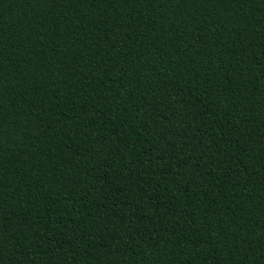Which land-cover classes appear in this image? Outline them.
I'll return each instance as SVG.
<instances>
[{
    "label": "trees",
    "instance_id": "trees-1",
    "mask_svg": "<svg viewBox=\"0 0 264 264\" xmlns=\"http://www.w3.org/2000/svg\"><path fill=\"white\" fill-rule=\"evenodd\" d=\"M0 264H264V0H0Z\"/></svg>",
    "mask_w": 264,
    "mask_h": 264
}]
</instances>
